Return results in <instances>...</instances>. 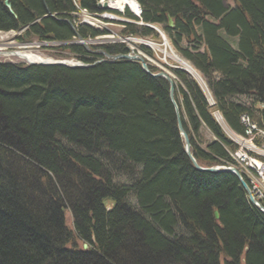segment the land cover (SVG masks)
Instances as JSON below:
<instances>
[{"label":"trees","instance_id":"1","mask_svg":"<svg viewBox=\"0 0 264 264\" xmlns=\"http://www.w3.org/2000/svg\"><path fill=\"white\" fill-rule=\"evenodd\" d=\"M98 1L10 0L11 13L0 0V30L26 27L30 39L70 42L63 19L76 9L100 12ZM136 1L135 21L163 25L205 85L173 69L196 161L229 164L236 145L213 112L238 134L243 115L264 128V0ZM60 48L95 62L81 45ZM102 49L125 52L117 43ZM168 90L128 60L0 62V264H264V214L235 175L194 167Z\"/></svg>","mask_w":264,"mask_h":264},{"label":"rangeland","instance_id":"2","mask_svg":"<svg viewBox=\"0 0 264 264\" xmlns=\"http://www.w3.org/2000/svg\"><path fill=\"white\" fill-rule=\"evenodd\" d=\"M77 8H79V7H77ZM115 10H117V9H115ZM139 11H140V7H139ZM88 12H90V11H88ZM88 12L78 9L72 13V18L69 21L71 22L73 27L76 29L79 26V24H81V22H84V19L88 20L87 18H85V16L90 15L91 20L94 21V23H92L93 24L92 26L96 27V29L104 30L103 34H100L96 37H86L85 38L86 40L88 39V41L91 42L90 44H88L89 47L91 46L94 48V47H97L99 44H104V45L114 44V43L122 44L121 43L122 40H126L129 37L148 39V40L154 41L156 44H161V42H162V39H160L161 34H163L165 36V39L167 40V42L169 44V41H170L169 35L165 32L163 25L155 24L154 26L159 27L158 28L159 30H157L156 27H155L156 29L152 27V24H147L145 22L140 24V23H138V21L140 22L141 20L138 19V21H135L134 17H137V16L132 11L131 12L133 13V15H131L130 13L128 15H124V14L118 15L115 13H110L111 14L110 17H112V18L107 17V15H103V13L101 11L97 12V13H93L96 15H93V14L88 13ZM137 14H138V16L140 15V13H137ZM124 22L127 24L147 26V27L151 28L154 31L153 34L154 33L155 34L154 35L150 34L146 37L140 36L137 34L136 35L135 34H128V36H129L128 37V36L123 34L124 29H125L124 28L125 27ZM24 29L16 30V31L15 30H9V31L0 30V44H2L3 46L5 45L4 47H1L0 49L3 51H6V52H15V50H16V52H18V50L19 51H23V50L26 51V49H27V51H30V52L38 54L42 57L51 58V59H66V58L67 59L73 58L76 60H78V58L80 59V57L78 55H75V53H70V52L66 51L65 49L60 48V46H62L60 44H63L65 41H57V40L42 41V40H38V39H30L29 36H27V35L22 40L19 39L18 37H20L22 35V32L24 31ZM75 38H77V37H75ZM75 38L68 43H74L73 41L75 40ZM92 39H94V40L92 41ZM164 43H165V41H164ZM79 44L82 45V43H79ZM168 46H170V48L173 49L171 44ZM168 46H166V48ZM138 47H139V48H137L138 51L143 55L151 53V50L146 49L144 47H140L139 44H138ZM170 48H167L169 52H170ZM152 49H155L158 52V54L160 53L158 57L156 56V58L148 57V59H150L153 62L154 68L167 70L172 75H174L172 73V71L170 70V67L168 68V66H166L164 64L165 55L163 54V52H160V49H157V48H152ZM153 53H155V51H153ZM170 55L171 56L167 57L168 65L175 67V68L181 67V64L174 57L172 58L173 54H170ZM91 56H93V55H91ZM94 56L95 57H93L92 60H95V61L103 58V56H100V55H94ZM23 60L24 59L16 57L10 53H9V55H7V53L2 55L0 52V62L11 61V62L19 63V62H23ZM119 60H124V59H119ZM161 62L163 63L162 65L160 64ZM86 63H93V61L86 62ZM191 76L193 77V74H191ZM174 77H175V75H174ZM193 78H195L202 87L205 86L203 84V82H201L197 79V77H193ZM174 80H175V78H174ZM176 80L174 81L175 83H177ZM168 88H169V85H168ZM205 91H206V89H205ZM168 93H169V90H168ZM175 93H176V85H175V89H174V98H175ZM207 96H208V101L211 102V98L209 97L208 94H207ZM179 114H180V111H179ZM180 119H181V117H180ZM217 121L219 122L220 126H222L224 129H226L227 126L224 123L223 119H221L222 124L220 123L219 119H217ZM203 132H204V139L205 138L209 139V138L213 137L208 131H203ZM230 132L231 133L228 135L232 139L233 143L235 145L239 146L241 150L246 151L247 148H245V147H247V145H244V144L246 142H250V139H247V138L244 139V138L238 136L237 134H235L234 132H232V131H230ZM244 133H246V129H244ZM257 133H259V130L257 131ZM234 135H236V136H234ZM257 143H260V141L258 140ZM254 149H255V147H254ZM66 221L68 224H71V220H70V217H69L67 211H66Z\"/></svg>","mask_w":264,"mask_h":264},{"label":"water","instance_id":"3","mask_svg":"<svg viewBox=\"0 0 264 264\" xmlns=\"http://www.w3.org/2000/svg\"><path fill=\"white\" fill-rule=\"evenodd\" d=\"M4 4L9 8V10L11 11V2L10 0H5ZM100 7L103 9L108 8V4L106 1L102 2L100 4ZM64 22H66L67 24H69L70 28L72 29L73 33H74V37H77V39L82 40V36L76 31V29L73 27V25L71 24V22L67 19H63ZM169 21V25H173L172 19L169 17L168 18ZM82 47L85 49L86 52L94 54V55H100L103 56V58L96 60L93 63H86L82 60H69V59H62V60H54V61H43V60H39V61H32V60H27L29 64L34 65V64H38V65H44V66H49V65H62V66H66V67H80V68H84V67H91L93 65H95L96 63L99 62H105V61H109V62H114L116 60L119 59H124V60H128V61H134V62H139L141 65V68L143 69L144 72H146L147 74H149L151 77L154 78H161L163 80H165L167 82V84L169 85V98L170 101L174 107V111H175V115H176V120H177V127H178V131L179 134L183 140V146H184V152L186 153V155L188 156V158L190 159V161L192 162V164L194 165V167L201 171V172H227V173H231L233 175L236 176V178L239 180L242 188L245 190V192L248 195V200L251 203V205H253L255 208H257L259 211L264 213V206L261 205L251 194L250 192V188L247 185V183L243 180L241 174L239 173V171L234 167V166H201L198 164V162L196 161L192 151H191V144H190V140L188 137V134L186 133V131L184 130V128L182 127V124L180 123V115H179V107L178 104L174 98V89H175V82L174 79L168 75L165 72L159 71L156 73L151 72V70L149 69L147 63L143 60V58L137 54V53H133V52H125V53H118V54H110L108 52H106L103 49H99V50H92L86 43L82 42ZM128 50V48H126ZM9 54V53H8ZM12 55H17L19 56V54L17 52L13 53ZM186 72L190 73V71L188 69H183ZM214 216L217 219L219 217L218 211L214 212ZM83 247L86 248L87 244H83Z\"/></svg>","mask_w":264,"mask_h":264},{"label":"built area","instance_id":"4","mask_svg":"<svg viewBox=\"0 0 264 264\" xmlns=\"http://www.w3.org/2000/svg\"><path fill=\"white\" fill-rule=\"evenodd\" d=\"M163 46L166 44L163 42ZM242 122L246 126L245 135L248 137L240 136L242 138L250 139L246 142L247 150H238L232 154L233 158L239 163V166L251 184L252 193L264 202V128H258L255 124L251 123L250 119L243 115ZM259 130V133L257 131ZM261 131V132H260ZM236 136V135H234ZM255 137L261 139V143H255ZM254 147L256 150H254Z\"/></svg>","mask_w":264,"mask_h":264},{"label":"bare ground","instance_id":"5","mask_svg":"<svg viewBox=\"0 0 264 264\" xmlns=\"http://www.w3.org/2000/svg\"><path fill=\"white\" fill-rule=\"evenodd\" d=\"M5 1V0H4ZM103 1H108V0H103ZM5 5V4H4ZM139 4L136 2V0H111L110 2H109V6L112 8V9H117V10H123V8L124 7H129L130 8V10L134 13V14H136V16H138V14L137 13H139V6H138ZM6 6V5H5ZM7 7V6H6ZM98 7V6H97ZM7 9L9 10V8L7 7ZM10 11V10H9ZM11 13H13V9H12V6H11V11H10ZM93 14V13H92ZM93 15H96V14H93ZM170 16H168V18H169ZM168 18H167V27H169V28H171V27H173L174 26V21H173V19H172V17H170L171 19H172V22H173V25H169V21H168ZM154 27H156L157 28V30H159L158 28L159 27H157V26H154ZM155 28V29H156ZM22 37H23V35H22ZM165 37V36H164ZM133 40H135V39H137L136 41H142L143 43H145V44H148L150 47H152V48H156V43L154 42V41H151V40H148V39H143V38H137V37H135V38H132ZM76 40L77 41H81V42H84V43H86L87 45L88 44H90L91 42H89L88 41V39L86 40V39H84V40H79V39H77L76 38ZM165 41V44H166V46H168V42H167V40L165 39L164 40ZM74 42V41H73ZM48 44V43H47ZM77 44H79V43H77ZM5 46V45H4ZM2 44H0V48L1 47H4ZM91 47V46H90ZM159 48H161V50H162V52H165L166 54L168 53V54H172L171 52H169L168 51V49L166 48V49H164V47H162V46H158ZM91 49L92 50H99V49H102V48H97V47H91ZM104 50V49H103ZM166 50V51H165ZM25 50H23V51H19L18 50V54H19V58H22V59H24V60H32V61H39V60H43V61H52V60H55V59H51V58H45V57H42V56H40V55H38V54H35V53H32V52H24ZM0 52L1 53H5L6 51H3V50H1L0 49ZM107 52V51H106ZM8 53H10V54H13V53H15V52H8ZM91 54V53H90ZM94 55V54H93ZM172 57H174L180 64H181V67L182 68H184V69H188L189 71H190V73L192 74H194L195 76H197L198 78V80L199 81H201V82H203L201 79H200V77L198 76V73L194 70V68L193 67H191L190 65H189V63L187 62V61H185L183 58H181V57H179L178 55H172ZM194 76V77H195ZM204 84V83H203ZM175 85H176V83H175ZM210 97V96H209ZM211 98V97H210ZM176 100V99H175ZM211 101H212V99H211ZM177 102V101H176ZM180 115V114H179ZM218 119H219V121H220V123H221V117H218ZM181 120V119H180ZM180 123L182 124V122L180 121ZM222 124V123H221ZM182 127H183V125H182ZM184 128V127H183ZM185 130V129H184ZM187 133V132H186ZM189 137V136H188ZM254 150H256V148L254 149Z\"/></svg>","mask_w":264,"mask_h":264}]
</instances>
